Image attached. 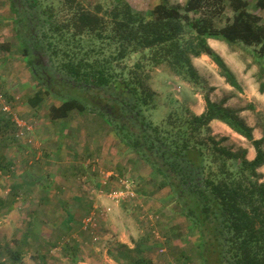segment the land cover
Instances as JSON below:
<instances>
[{
    "label": "trees",
    "instance_id": "obj_1",
    "mask_svg": "<svg viewBox=\"0 0 264 264\" xmlns=\"http://www.w3.org/2000/svg\"><path fill=\"white\" fill-rule=\"evenodd\" d=\"M9 1L20 50L41 83L28 98L30 107L38 108L51 96L61 100L49 107L53 121L66 119L74 110L101 115L124 147L151 168L146 184L154 187L152 195L169 189V202L177 204L178 215L186 217L190 231L200 236L201 264H264V180L258 170L264 165V139L254 137L253 127L236 110L209 97L201 114L178 104L162 122H153L155 93L145 66L151 60L154 65L168 62L192 82L198 78L192 57L206 54L226 82L241 89L208 40L251 47L254 57L264 60V18L259 13L264 0L255 1L256 10L249 7L250 0H186L184 4L164 0L149 14L127 0H110L107 19L83 0ZM60 4L69 15L65 20L60 19ZM0 47L9 49L7 43ZM40 55L48 57L47 65L38 63ZM259 90L264 92V82ZM213 120L250 141L255 158L248 159L246 149L224 146L223 139L212 134ZM4 157L0 154V171L11 172L12 163ZM113 172L109 180L119 179V171ZM23 188L27 189L22 182L13 184L10 196L0 198V208L12 206ZM78 202L87 206L88 217L93 216L92 202ZM65 210L64 225L71 228L75 213ZM84 220L83 230L95 229ZM29 229L33 235L34 225ZM72 241L64 243V251L73 253L72 245L77 244ZM22 243L30 244L27 234ZM24 250L25 246L10 249L4 259L0 257V264H21ZM124 252L121 257L129 255L128 248ZM133 262L154 264L143 257Z\"/></svg>",
    "mask_w": 264,
    "mask_h": 264
},
{
    "label": "rangeland",
    "instance_id": "obj_2",
    "mask_svg": "<svg viewBox=\"0 0 264 264\" xmlns=\"http://www.w3.org/2000/svg\"><path fill=\"white\" fill-rule=\"evenodd\" d=\"M83 1L94 13L106 19L109 17L106 4L110 0ZM127 1L135 9L149 14L164 0ZM255 1L250 0L252 10L257 9ZM167 2L184 4L186 0ZM97 4L99 6L96 7ZM59 8L60 19H67L69 15L64 4H60ZM259 13L264 18V9H260ZM12 19L10 1L0 0V46L3 43L9 45L8 50L0 47V154L5 155V161L12 163L11 172L0 171V198L10 196L15 183L22 182L27 189L20 190L12 206L0 208L1 259L10 249L25 246L21 264H135L133 260L136 257L151 259V256L155 264H201L193 245L187 246V255H180V251L176 253L174 248L169 250V247L166 252L160 250L156 231L171 232L170 226L180 220V215L172 210L173 204L168 201L170 191L162 189L152 195L154 187L146 184L150 178V167L124 147L111 127L102 121L101 115L74 110L66 119L53 121L49 107L59 105L61 100L51 96H46L38 108L30 107L28 98L40 90L41 83L33 75L20 50ZM219 44L222 48L215 50L229 67L239 68L238 74L242 78L239 80L236 76L241 89L233 87L232 93L220 85L216 86L227 93L222 96V101L225 102V98L231 95L242 105L236 108L246 109L247 114L241 117L253 124L257 135L254 137L264 139V92L259 90L260 83L264 82V60L255 58L251 47L231 46L225 42ZM39 58L38 63L47 65L48 57ZM208 60L214 63L211 58H205V62ZM154 63L151 60L145 66L148 82L155 93L156 108L151 119L157 124L178 104L191 109L192 102L197 105L206 103V98H210L213 91L210 83L215 77H221L226 82L215 63L206 66L208 72L203 79L196 70L199 79L194 81L193 77L192 82L184 79L189 77L178 75L168 62ZM239 64L242 66L238 67ZM5 106L9 110H5ZM16 120L24 124L18 126ZM230 133L229 136H222L212 128V134L217 139H223L224 146L234 151H248V147L256 150L242 135ZM262 147L264 149V141ZM258 170L264 180V165ZM111 171H119V179L132 181L128 184L134 195L119 202L113 198L111 193L120 189L122 183L117 178L109 180L107 172ZM101 180L109 182L101 184ZM79 199L83 203H93L91 215L96 218V226L91 231L82 228V221L88 217L87 206L79 203ZM67 207L75 213L71 228L64 225L68 217ZM31 224L34 225L33 235L29 229ZM186 224L189 229L188 222ZM174 227L173 232H186L181 224ZM26 234L30 244L24 245L22 240ZM121 236L132 240L143 250L122 257V262L118 261L116 254L123 245L119 240ZM71 239L77 244L72 245L74 256L68 249L63 250L64 243ZM148 244L151 251L146 249Z\"/></svg>",
    "mask_w": 264,
    "mask_h": 264
},
{
    "label": "crops",
    "instance_id": "obj_3",
    "mask_svg": "<svg viewBox=\"0 0 264 264\" xmlns=\"http://www.w3.org/2000/svg\"><path fill=\"white\" fill-rule=\"evenodd\" d=\"M208 42L212 46V48H214V50L215 49L217 50L218 47L220 49L222 48V47H220V44L219 43L223 44V42H221L220 40L210 38L208 40ZM205 58H210V57H208V55H206V54L205 55L203 54L200 57L199 56L198 57H194V59L192 60L194 67L196 68L198 74L202 77V79H203L204 74H206L208 72L205 69L206 66L207 65L208 66H213V64L215 63L213 61L214 63L212 64L210 60H208L207 62H205ZM239 66H242V65L239 64L238 67ZM230 68L234 72V74L236 76H238L239 80H242V78L238 74V69L239 68H234L233 66H230ZM249 76L250 75H247V77H249ZM212 77H214V76H212ZM210 84L213 87V91H212V93L210 95V99L212 101H214V102H221L222 99H223L222 96H224L225 94H227L224 89L221 90L220 88H216V86L220 85L223 88L229 90V92L231 90V93H232L233 86L230 85L229 83H226V82L224 83V81L221 79V77H215L214 78V82H212ZM223 91L225 93H223ZM225 99H226L225 100V105L228 106V107H230V108H232V109H234V110H236V111H239V115L240 116L243 117V116H245L247 114L246 113V109H244L242 107H240L239 109L236 108V106H242V105L238 104V102H236L235 99H232V96L231 95L230 96H227ZM190 107H191V109L196 114H201V113H203L206 110V103H200V105H197L196 103L193 104V102H192ZM247 124L250 125L251 127H253V124L252 123H248L247 122ZM211 126H212V128L217 133H220L222 136H229V135H231L230 132H232V133L235 132L228 125H226L225 123H223L220 120H213L211 122ZM253 134H254V136H257L256 135V129L253 130ZM255 156H256V150L252 149V147H248L247 158L250 159V160H252V159L255 158ZM148 170H149V168H148ZM150 174H151V168L149 170V175ZM168 201H170V199ZM169 203L173 204L172 210L175 209L174 211L178 215L177 204L175 202H169ZM162 206L164 207V204ZM179 219L180 220L175 221V223L172 224V226H170L171 227V232H168L167 231V233H160L159 231H156L155 236H156V239L159 240V243H158L159 245L158 246H159L160 250L162 252H166V249L168 251V247H169V250H171L172 248H174V250L176 251V253L178 251H180L178 253L180 255H187V253H188L187 246L188 245H193V246H195V253H197V255H198V250H199V245H200V236L198 234H196V233L191 232L190 231V227L188 229L187 224H186V226L184 225L186 222H188V220L186 219V217L180 215ZM178 224H181L182 228H185L186 229V232L185 233L173 232L175 230V227L174 226H177ZM123 237L121 236L119 240H120V242H122V244H124V245L127 246L126 248L129 249V253L128 254L132 255L133 253H137L138 251L143 250L137 244L133 243L132 240L125 239ZM149 245L150 244H148V246L146 247V249H149L150 248ZM126 248H123L122 247L121 250L117 251V254L116 255H117L118 261H120V262L123 261L121 259L122 258L121 255L122 254L123 255L126 254V252H124L126 250ZM142 253H143V251H142ZM146 253L148 254L150 252H146ZM150 258L154 262L153 257L151 256ZM198 259H200L199 256H198Z\"/></svg>",
    "mask_w": 264,
    "mask_h": 264
},
{
    "label": "built area",
    "instance_id": "obj_4",
    "mask_svg": "<svg viewBox=\"0 0 264 264\" xmlns=\"http://www.w3.org/2000/svg\"><path fill=\"white\" fill-rule=\"evenodd\" d=\"M5 110H9V108L7 106H5ZM18 126L19 125H23L24 123L20 120H16ZM108 176L114 174V172H107ZM130 182H132L130 179L127 180V179H123L122 180V184H124V187L120 188V189H116L114 190L111 195L113 196L114 199H116L118 202L121 201V200H124L127 198V196H130V195H134V193L130 190L129 188V184ZM129 183V184H128ZM85 225L88 226L89 224H92L93 223V226H95V221H94V218L93 216H89L87 217L85 220Z\"/></svg>",
    "mask_w": 264,
    "mask_h": 264
},
{
    "label": "flooded vegetation",
    "instance_id": "obj_5",
    "mask_svg": "<svg viewBox=\"0 0 264 264\" xmlns=\"http://www.w3.org/2000/svg\"><path fill=\"white\" fill-rule=\"evenodd\" d=\"M42 57V55H40ZM44 65H46V63H44Z\"/></svg>",
    "mask_w": 264,
    "mask_h": 264
}]
</instances>
